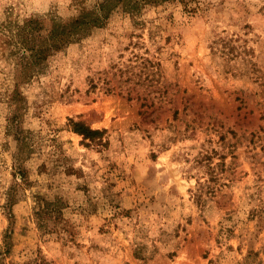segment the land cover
Returning <instances> with one entry per match:
<instances>
[{
	"label": "rangeland",
	"instance_id": "obj_1",
	"mask_svg": "<svg viewBox=\"0 0 264 264\" xmlns=\"http://www.w3.org/2000/svg\"><path fill=\"white\" fill-rule=\"evenodd\" d=\"M97 1L0 0V19ZM0 264H264V0L118 6L32 77L0 61Z\"/></svg>",
	"mask_w": 264,
	"mask_h": 264
},
{
	"label": "trees",
	"instance_id": "obj_2",
	"mask_svg": "<svg viewBox=\"0 0 264 264\" xmlns=\"http://www.w3.org/2000/svg\"><path fill=\"white\" fill-rule=\"evenodd\" d=\"M167 1L171 0H98L92 8L83 9L71 18L49 23L39 17L27 16L18 19L6 13L0 19V61H4L5 66L14 61L19 64L25 77H32L42 69L44 61L51 54L81 38L90 27L104 24L118 6L122 7V10L134 12L146 3H165ZM147 60L148 58H145L143 65H146ZM118 70L120 75H126L127 80L141 76V73L132 71L129 66L118 68ZM88 83L85 91L96 87V82L92 78L88 79ZM15 94L16 92L12 94V99H16ZM69 124L73 131L82 135L83 139L98 143L102 141L105 128H94L82 120H74L71 117H69ZM15 135L19 136L17 129ZM42 200L37 214L41 225L46 226L47 215L51 216L57 213L59 204L58 199Z\"/></svg>",
	"mask_w": 264,
	"mask_h": 264
}]
</instances>
